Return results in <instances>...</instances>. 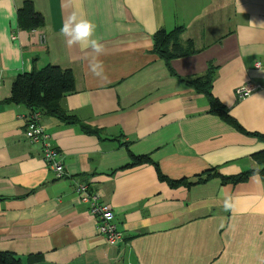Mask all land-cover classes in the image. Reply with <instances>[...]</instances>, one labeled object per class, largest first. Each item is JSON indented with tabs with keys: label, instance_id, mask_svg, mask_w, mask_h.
Segmentation results:
<instances>
[{
	"label": "crops",
	"instance_id": "crops-1",
	"mask_svg": "<svg viewBox=\"0 0 264 264\" xmlns=\"http://www.w3.org/2000/svg\"><path fill=\"white\" fill-rule=\"evenodd\" d=\"M26 4L42 16L36 30L18 27ZM74 13L95 29L70 46L60 29ZM175 29L194 54L166 63L154 35ZM48 65L74 76L60 108L76 124L38 111L63 154L61 179L26 139L30 110L1 103L18 75ZM209 72L212 96L244 132L185 84ZM249 82L260 88L237 98ZM262 137L264 0H0V252L21 264H264V178L218 177L255 170ZM76 183L110 207L123 242L97 233Z\"/></svg>",
	"mask_w": 264,
	"mask_h": 264
},
{
	"label": "trees",
	"instance_id": "trees-1",
	"mask_svg": "<svg viewBox=\"0 0 264 264\" xmlns=\"http://www.w3.org/2000/svg\"><path fill=\"white\" fill-rule=\"evenodd\" d=\"M18 27L22 30L32 31L40 28L43 25L42 16L34 12L29 4L24 5L17 11ZM181 29H175L172 32H165L163 30L154 35V53L162 58L166 63H169L173 58L185 57L194 54L190 43L186 47L179 44ZM185 84L193 88L196 92L201 93L207 97L210 102L211 112L219 115L224 122L231 125L239 132H244L243 129L232 119L224 107L212 96V77L211 72L204 77L185 81ZM75 91L74 76L69 69H62L57 66H45L42 69H35L29 73L18 75L11 88L10 98L2 105H17L23 106L30 110L29 114L33 112H41L49 114L65 124H76L75 118L67 115L60 108L61 99ZM27 115V116H28ZM83 133L87 135L100 136V130L90 128L83 124L80 125ZM259 136L260 135H255ZM264 139V137H262ZM257 164L255 170H249L235 176H218L222 184H239L246 182L251 176L259 175L264 178V151L258 152L252 156ZM134 164H139L148 160L147 157H138L132 159ZM209 175H207V178ZM159 179L164 178L160 175ZM170 186L185 184L186 182H171ZM30 259H32L30 257ZM39 261L38 256L35 257ZM0 264H21L10 253L0 252Z\"/></svg>",
	"mask_w": 264,
	"mask_h": 264
},
{
	"label": "built area",
	"instance_id": "built-area-1",
	"mask_svg": "<svg viewBox=\"0 0 264 264\" xmlns=\"http://www.w3.org/2000/svg\"><path fill=\"white\" fill-rule=\"evenodd\" d=\"M260 64L256 63L259 68ZM259 85L245 83L235 90L237 98L242 99L251 94ZM40 113L33 112L25 118V136L29 143L41 145V155L47 168L56 179L67 176L64 169L63 154L51 143V138L40 124ZM77 200L82 205H87L89 214L96 220L97 233L105 238L108 245H118L123 242V233L119 231L114 222V215L110 207L101 202L99 196L88 191V187L82 183L75 184Z\"/></svg>",
	"mask_w": 264,
	"mask_h": 264
},
{
	"label": "clouds",
	"instance_id": "clouds-1",
	"mask_svg": "<svg viewBox=\"0 0 264 264\" xmlns=\"http://www.w3.org/2000/svg\"><path fill=\"white\" fill-rule=\"evenodd\" d=\"M94 29L95 25L91 21L85 19L77 20V16L74 13L63 24L60 31L63 35L68 37L67 43L71 46L73 43L87 41ZM90 43L96 51L101 50V46L95 40H92ZM100 67L99 63H95L91 65V70L94 74L100 75V71H98Z\"/></svg>",
	"mask_w": 264,
	"mask_h": 264
}]
</instances>
